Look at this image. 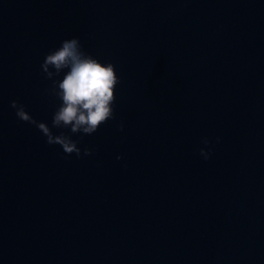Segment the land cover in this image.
Instances as JSON below:
<instances>
[{
    "label": "water",
    "instance_id": "95a60500",
    "mask_svg": "<svg viewBox=\"0 0 264 264\" xmlns=\"http://www.w3.org/2000/svg\"><path fill=\"white\" fill-rule=\"evenodd\" d=\"M73 36L121 78L81 157L10 106ZM0 264H264V0H0Z\"/></svg>",
    "mask_w": 264,
    "mask_h": 264
},
{
    "label": "clouds",
    "instance_id": "9594fccd",
    "mask_svg": "<svg viewBox=\"0 0 264 264\" xmlns=\"http://www.w3.org/2000/svg\"><path fill=\"white\" fill-rule=\"evenodd\" d=\"M41 70L45 79L51 81L45 93L59 102L51 126L36 120L19 100H12L10 106L16 110L17 118L35 125L47 138L46 143L60 145L66 156L92 155V148L81 149L78 145L85 135L96 133L103 124L115 119L116 88L121 81L116 64L86 51L80 37L73 36L46 54ZM119 128L123 131L124 124ZM75 134H80V139H73ZM219 139L216 137L217 142ZM202 143L211 145L212 141L205 137ZM198 151L204 160H210L213 154L209 147ZM121 159L123 155L117 156V160Z\"/></svg>",
    "mask_w": 264,
    "mask_h": 264
}]
</instances>
